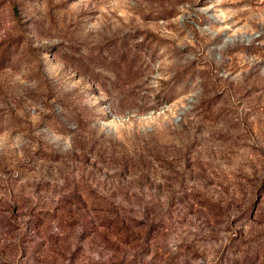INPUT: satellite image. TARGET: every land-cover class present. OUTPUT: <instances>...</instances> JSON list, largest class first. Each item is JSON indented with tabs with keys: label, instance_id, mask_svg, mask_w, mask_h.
I'll return each instance as SVG.
<instances>
[{
	"label": "rangeland",
	"instance_id": "1",
	"mask_svg": "<svg viewBox=\"0 0 264 264\" xmlns=\"http://www.w3.org/2000/svg\"><path fill=\"white\" fill-rule=\"evenodd\" d=\"M0 264H264V0H0Z\"/></svg>",
	"mask_w": 264,
	"mask_h": 264
}]
</instances>
